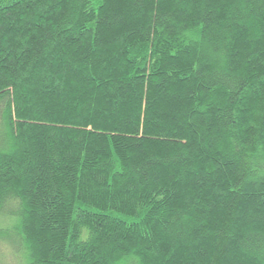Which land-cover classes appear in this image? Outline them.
Returning a JSON list of instances; mask_svg holds the SVG:
<instances>
[{
  "label": "trees",
  "instance_id": "16d2710c",
  "mask_svg": "<svg viewBox=\"0 0 264 264\" xmlns=\"http://www.w3.org/2000/svg\"><path fill=\"white\" fill-rule=\"evenodd\" d=\"M0 247L264 264V0H0Z\"/></svg>",
  "mask_w": 264,
  "mask_h": 264
},
{
  "label": "rangeland",
  "instance_id": "374dc122",
  "mask_svg": "<svg viewBox=\"0 0 264 264\" xmlns=\"http://www.w3.org/2000/svg\"><path fill=\"white\" fill-rule=\"evenodd\" d=\"M5 247H0V259H1V262L3 264H18L17 263V260H16V257L17 256L15 254V256L13 255H8V250L4 249ZM17 250V249H16ZM18 252L21 253V251L17 250Z\"/></svg>",
  "mask_w": 264,
  "mask_h": 264
}]
</instances>
